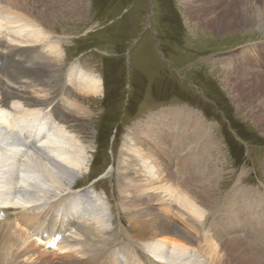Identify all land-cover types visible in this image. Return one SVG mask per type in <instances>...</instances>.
<instances>
[{"label": "rangeland", "instance_id": "rangeland-1", "mask_svg": "<svg viewBox=\"0 0 264 264\" xmlns=\"http://www.w3.org/2000/svg\"><path fill=\"white\" fill-rule=\"evenodd\" d=\"M187 1L78 0L79 17L59 20L61 26L54 27L52 38L62 41L61 64L65 75L82 62L101 80V91L97 96L79 95L77 86L71 91L70 98L78 97L79 103L87 106L90 116L84 133L90 146L88 164L73 189L104 205L114 222L110 229L112 234L114 232L113 238L102 259L106 262L111 259L109 264H116L112 263L114 257L109 253L111 249L115 251L117 245L121 251L130 252L132 244L128 236L135 231L133 216L124 206V196L117 186L116 171L126 152L123 145L128 142L131 131L143 136H136L137 141H142L159 162L167 164L166 170L181 180L182 175L185 181L190 178L189 171L185 172L178 165L188 151H195L190 157L195 162L191 175L200 172L205 158L213 160L221 178L212 198L218 196L219 207H223L205 214L202 220L206 216L208 219L206 217L202 222L206 232L209 231L218 244L226 240L233 244L232 240L238 235L245 239L250 236L253 242L258 225L264 226V105L260 104L264 102L260 98L264 92L253 91L249 84L250 87L244 84L241 91L234 84L235 79L227 78L225 73L229 68L235 69L234 60L237 62L241 56L254 54L252 50L256 48L261 53L249 57L252 64L248 68H263L259 63L264 64V0H217L213 3L216 6L213 16H225L235 8L237 24L222 32L206 28L205 19L196 14L207 8L206 2L212 3L211 0H198L190 9L185 6ZM210 16L212 14L205 17ZM249 81L264 88V83L256 81L255 77ZM63 82L54 83L51 101L65 111L68 106L61 95ZM171 113L177 116L169 120L178 121L179 118L182 124L170 122L174 125L169 130L158 121H161L159 115ZM189 116L203 125L199 131L196 129L197 134L200 136L203 132V136L189 137L191 127L198 123L188 121ZM142 130L144 133L140 132ZM178 134L183 135L180 140L176 139ZM161 135L163 138L159 137V143L152 141ZM207 140L216 151L212 146L201 150ZM168 146H174L173 151H167ZM181 180L177 188L184 185L189 190L191 186ZM243 190L247 193H241ZM155 192L151 193L153 203L150 205L159 203V193ZM199 194V200L211 198ZM208 194L210 196V192ZM241 194L245 196L240 197ZM260 213L263 218L258 221ZM167 217L180 224L177 218ZM6 225L1 223V227ZM197 232L192 235L199 239L201 234ZM31 237L35 241L34 236ZM37 243L38 251L29 253V256L33 255L31 264L61 263L56 247ZM258 243L264 248V243ZM42 250L48 253L41 254ZM131 254L134 256L133 252ZM122 258L123 261L117 264L125 263ZM115 259L121 260L119 256ZM260 259L264 264V255Z\"/></svg>", "mask_w": 264, "mask_h": 264}, {"label": "bare ground", "instance_id": "bare-ground-1", "mask_svg": "<svg viewBox=\"0 0 264 264\" xmlns=\"http://www.w3.org/2000/svg\"><path fill=\"white\" fill-rule=\"evenodd\" d=\"M197 1L188 0L185 6L193 8ZM77 2L5 0L2 3L0 0V145L8 142L11 136L21 140L27 138L25 147L34 143L35 149L45 153V157L41 158L29 148L20 155L15 147L10 146L6 154L0 155V227L1 223L7 224L0 228V264H31L33 255L29 256V253L38 251L37 242L45 247L49 244L52 248L56 247L60 264L106 262L102 259L113 238L114 232L112 234L110 229L114 222L110 220L104 205H99L86 193L73 189L88 164L90 146L84 133L87 132L90 116L87 106L79 103L78 97L70 98L74 86H77L79 95H99L101 80L91 67H84L82 62L65 75L61 64L62 41L52 38L55 35L54 27L61 26L59 20L78 16ZM211 2H206L208 5L204 10L197 13L193 10L192 13L203 17L204 26L210 30L222 32L233 29L237 24L235 8L230 13L226 12L225 16H213L216 10L213 3L217 0ZM207 14L212 16L207 18ZM252 52L254 54L241 56L237 62L234 60L235 69L225 67L228 69L225 73L227 78L235 79L234 84L240 90L244 84L248 87L252 85V90L261 94L264 88L253 85L249 78L255 77L256 81L264 83V75L260 74L264 73V64L259 63L263 66L261 70L248 68L252 64L249 57L261 53L259 48ZM58 81H64L61 95L68 106L65 111L51 101L56 86L54 83ZM260 98L264 101V96L260 95ZM159 116L161 121L158 123L171 130L174 124L170 122L174 120L169 119L177 115ZM187 120H192L193 124L198 122L195 125L190 123L193 126L189 137H200L203 132H199V136L196 131L203 126L200 121H193L192 116ZM181 121L178 118L174 122L180 125ZM134 132H128L129 140L124 142L123 148L129 153H123L116 171L119 178L117 186L124 196V206L133 216L135 227L132 228L135 231L131 237L128 236L132 244L130 252L121 251L118 245L115 251L111 249L109 255L114 257L112 263L117 264L124 257V264H263L260 258L264 251L261 250L262 246H258V242L261 245L264 243V226L261 223L255 238L251 239L253 242L250 236H245V239L238 235L232 240L233 244H230V240L218 244V240L205 230L203 222L207 216L202 220L205 214L223 207H219L221 200L217 199V195L216 199L212 198L221 178V172L213 160L205 158L200 172L191 175L195 162L190 157L195 151H188L178 165L185 172L189 171L187 174L190 178L185 181L182 175L181 180V177L169 173L167 164L159 162V158L150 153L142 141H137L138 137L143 136ZM159 137L163 138L162 135L155 136L152 141L159 143ZM182 137L176 135L177 140ZM211 146L216 151L208 140L201 150ZM167 148V151H173V148ZM180 180L191 188L188 190L184 185L177 188ZM152 191L159 193L158 204H149L153 203ZM199 193L211 198L208 201L199 200ZM241 193L247 192L243 190ZM167 215L177 218L180 224L173 223ZM262 218L260 213L257 219L260 221ZM196 230L197 234H201L199 239L192 235ZM42 251L41 254L48 253ZM117 256L121 260L115 259Z\"/></svg>", "mask_w": 264, "mask_h": 264}, {"label": "snow or ice", "instance_id": "snow-or-ice-1", "mask_svg": "<svg viewBox=\"0 0 264 264\" xmlns=\"http://www.w3.org/2000/svg\"><path fill=\"white\" fill-rule=\"evenodd\" d=\"M26 139L27 138H25L24 140H21L19 137L11 136L8 142L0 145V155L6 154V149L11 146V147H15L20 152V155H23L24 152L28 151L29 148H31L35 150L37 156L44 158L45 153L41 152L39 149H35L34 143L26 147L24 146Z\"/></svg>", "mask_w": 264, "mask_h": 264}]
</instances>
